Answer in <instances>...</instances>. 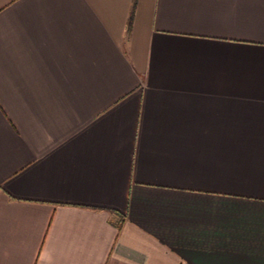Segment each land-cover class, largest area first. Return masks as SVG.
Segmentation results:
<instances>
[{
    "label": "crops",
    "instance_id": "crops-1",
    "mask_svg": "<svg viewBox=\"0 0 264 264\" xmlns=\"http://www.w3.org/2000/svg\"><path fill=\"white\" fill-rule=\"evenodd\" d=\"M0 264H264V0H0Z\"/></svg>",
    "mask_w": 264,
    "mask_h": 264
}]
</instances>
